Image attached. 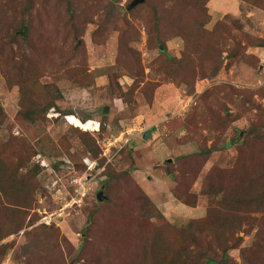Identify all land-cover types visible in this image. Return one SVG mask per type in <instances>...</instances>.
I'll return each mask as SVG.
<instances>
[{
    "label": "rangeland",
    "instance_id": "374dc122",
    "mask_svg": "<svg viewBox=\"0 0 264 264\" xmlns=\"http://www.w3.org/2000/svg\"><path fill=\"white\" fill-rule=\"evenodd\" d=\"M132 1L0 0V151L28 190L0 174V264H145L153 237L180 246L220 199L202 193L208 174L227 185L264 155V0ZM257 231L225 230L229 264H247ZM197 237L196 264L208 246L219 264L212 232Z\"/></svg>",
    "mask_w": 264,
    "mask_h": 264
},
{
    "label": "trees",
    "instance_id": "16d2710c",
    "mask_svg": "<svg viewBox=\"0 0 264 264\" xmlns=\"http://www.w3.org/2000/svg\"><path fill=\"white\" fill-rule=\"evenodd\" d=\"M144 2L145 0L142 3H139L137 6H141V4ZM190 4L191 3L184 5L183 8L187 9ZM208 21L209 17H206L200 26L196 25L194 28L201 29V27ZM188 25H185L183 29L185 32L190 33V25ZM218 27H223V24L221 23L217 25V28ZM21 28L23 34L26 33V26L22 25ZM171 60L175 62L176 58H171ZM27 89H30L29 85L27 83H22L21 93L24 100L34 103L32 96H26L28 93ZM28 112L31 111H23V116L31 121H34V117H31L30 113ZM79 123H77L76 126H79ZM258 129V127H252L248 130L238 132L240 137L236 138L235 142L239 144L241 142L240 138L242 135H260L257 133ZM230 144H232V141H230L229 145ZM4 146H7V144ZM215 149L216 148L214 147L208 148V150L211 152H213ZM11 150V148L2 147V150L0 151V174H3L5 179L13 184V186H17V192L21 195L19 190L28 191L26 187V181L18 180L16 176L18 170L20 169V165L22 164V159L19 157L15 165L13 162L14 158H11L10 153H8ZM185 157L186 156H181L178 159L180 160V158ZM215 171L216 170L208 174L202 184L203 194L213 196L220 195V199L217 200L215 206L208 209L207 215L205 217H202L198 220H193L187 226V228H182V230L177 234L183 238L180 240V246L175 245V242H171V244L167 241L162 243L159 241L156 242L153 237L150 243V250L146 255L147 261L145 264H196V255H194L192 248L187 246L191 245L188 240L191 242L193 240L196 243L198 241V233H203L204 231L212 232L214 239L217 241L220 248L222 247L224 256L223 259L219 261V264H229L228 252L230 246L227 245L228 237L224 234L225 230L227 228L231 230L242 229L244 224L253 225L254 223L258 224V231L256 234L257 240L255 242V246L253 248L249 247L248 249L251 253V259L248 260L247 264H264V258H255L256 255L262 253L264 249V215L261 217L254 215V213H264V155H262V157L257 161L251 162L245 168L237 165L236 168L232 170L234 179L227 185L223 184V179H220L219 174H215ZM168 175L175 179V181L177 180L179 183V185L176 186L174 190V196L178 199V201L186 205L194 206V203H196L195 193L191 191L193 183L190 181L187 186H184L181 183L180 178L177 179L176 175H173L171 172H169ZM183 175L187 177L186 172H184ZM106 183L110 185L108 181H106ZM149 203L152 217L156 214H159L157 206L153 205L151 202ZM167 228H171V231L175 230V228L172 226ZM219 233H222L224 239V242L222 241L221 244L218 240ZM148 238L149 237H146L143 242L147 241ZM209 254H211L210 246H208L204 254L201 255L200 260L203 259L204 264H217L215 262V258L208 257ZM93 261L100 262V259L93 258ZM112 264L142 263L137 260V257H129L128 259L119 258L117 262Z\"/></svg>",
    "mask_w": 264,
    "mask_h": 264
},
{
    "label": "water",
    "instance_id": "95a60500",
    "mask_svg": "<svg viewBox=\"0 0 264 264\" xmlns=\"http://www.w3.org/2000/svg\"><path fill=\"white\" fill-rule=\"evenodd\" d=\"M144 0H133L129 5H127V9L131 10L134 7H136L139 3H142ZM264 46V45H263ZM151 135V132L148 131L145 134V139H147ZM98 200L103 201L105 199V196L103 195V192L100 191L97 195Z\"/></svg>",
    "mask_w": 264,
    "mask_h": 264
}]
</instances>
